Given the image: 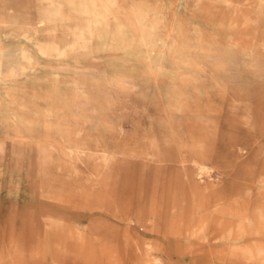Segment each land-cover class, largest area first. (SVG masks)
Segmentation results:
<instances>
[{
  "label": "bare ground",
  "instance_id": "1",
  "mask_svg": "<svg viewBox=\"0 0 264 264\" xmlns=\"http://www.w3.org/2000/svg\"><path fill=\"white\" fill-rule=\"evenodd\" d=\"M200 1L195 0V4L198 5ZM209 1L223 5L224 9L231 13L239 14L243 27L259 21L264 13V0ZM37 2L44 5L39 20L24 12H6L0 5V163L10 152L14 156L22 155L23 148L31 144H36L40 151V166L44 171L58 169L63 174V170L68 168L71 172H78L80 169L77 163L99 159L100 163L90 174L96 178L94 180L109 188L102 194L97 193L94 196L96 201H93L91 195L70 198L64 187L55 185L46 188L47 194L63 205L125 214L126 230L129 232L135 220L131 213L132 202L129 199L119 200L114 194L122 182L117 156L113 150L102 144L94 148L89 146L84 135L87 126L95 123L97 119H100L101 124H107L121 133L124 131V125L121 122L115 123L111 118L115 99L105 91V87L115 89L116 92L139 91L145 88L147 82L127 71L119 70L114 71L111 76L96 73L93 76L82 74L57 79L41 77L39 71L43 60L56 58L60 61L58 72L79 73L81 69L86 71L94 68L81 62L76 66L71 65L68 59L92 54L95 42L107 36L112 38L109 48L134 46V35H129L132 26L140 31L139 42L148 46L150 51L158 53L156 61L161 67L183 66L191 72H198L206 67V59L212 57L216 60V69L224 72V76L234 82L248 85L255 79V74L264 70V66L249 52L248 57L254 63L253 74L239 69V65L244 63L242 51L235 52L232 47L220 49L219 46L208 42L200 32L194 44L182 40L184 29L173 24L167 28L166 13L158 3L150 6L143 0H128L129 7L124 9L123 0ZM121 13L127 15L129 23L120 20ZM78 17L86 18V23L66 28L71 40L62 44L57 39V26L62 27L64 22ZM112 20L118 21L115 28L111 24ZM51 24L53 27L49 38L43 41L40 38V30ZM7 30L23 37L22 39L33 47L23 44L9 47L4 39ZM162 32L166 39L159 37ZM236 46H239L238 43ZM230 71L233 74L227 76ZM217 81L222 82L219 78ZM78 89H83L84 92H75ZM6 101L13 105L12 110L7 113L4 112ZM37 122L46 126L45 133L37 135L32 131L31 126ZM53 124H75L74 130L69 133H73V138L54 137L49 131ZM3 126L11 127L12 132H3ZM147 138L149 148L143 151L144 156L155 162L157 170L155 178L150 182L149 207L145 208L143 224L166 238L174 237L178 242L176 248L181 254L192 252V244L196 243L201 247L221 246L215 251L204 250L212 258L211 262L206 264H219L216 260L228 264H264V195L252 211L250 199L239 194L226 193L223 172L216 170L219 166L209 162L211 149L207 135L191 133L188 141L171 130L167 141L175 143L178 150L176 156L162 146L158 136L150 135ZM9 141L13 142V150L10 152ZM55 153L60 156L57 160L54 158ZM170 165L178 167L179 172H171ZM103 216L96 217L82 232H75V225L64 215L48 214L45 222L48 232L60 248L63 249V243L68 240L76 242L79 239L76 243L85 251H94L99 245L100 251L102 249L113 258L116 248L105 241L106 235L100 230L103 225L114 228L117 226L112 225ZM246 239L251 241L244 243ZM185 241L189 242V247H184L182 242ZM166 249L162 239L151 237L145 243L146 257L142 263L135 264H175ZM133 254L137 256V253ZM11 260L14 261L13 264H20L21 261L17 258L15 262V257ZM115 260L118 263V259Z\"/></svg>",
  "mask_w": 264,
  "mask_h": 264
},
{
  "label": "rangeland",
  "instance_id": "2",
  "mask_svg": "<svg viewBox=\"0 0 264 264\" xmlns=\"http://www.w3.org/2000/svg\"><path fill=\"white\" fill-rule=\"evenodd\" d=\"M143 1L150 6L158 3L163 7L167 17L166 27H171L172 24L181 26L184 29L182 40L194 44L200 32L208 42L219 46L220 49L232 47L235 52L242 51L244 63L239 65V69L252 73L254 63L248 57L249 52H252L264 66V13L259 21L243 27L239 14L231 13L224 9L223 5L212 4L209 0H201L198 5L195 4V0ZM0 5L6 12H24L35 20H39L44 7L37 0H0ZM128 7V0H123L122 8ZM120 20L129 23L124 13L120 14ZM86 21V18L78 17L64 22L62 27L58 25L57 39L62 44L69 42L71 37L66 28L74 27L76 24L84 25ZM117 23L116 20L111 21L114 28ZM52 27L51 24L41 28L39 34L43 41L49 38ZM130 28L129 35H134V46L109 48L112 38L107 36L95 42L92 54L87 53L84 56H76L75 59H68L71 65L76 66L81 62L94 68H87L86 71L81 69L79 73L58 72L60 61L53 58L43 60L39 71L41 77L57 79L82 74L93 76L96 73L111 76L114 71L119 70L127 71L147 82L145 88L139 91L116 92L115 89L105 87V91L115 99L111 118L115 123L121 122L124 131L121 133L107 124H101L100 119H97L95 123L87 126L84 135L89 146L94 148L102 144L113 150L117 156L122 182L114 194L119 200L129 199L132 202L131 213L135 220L130 231L126 230L125 214L63 205L47 194L46 188L55 185L64 187L70 198L91 195L93 201H96L94 196L97 193H104L109 188L94 180L96 178L90 174V171L100 163L99 159L77 163L80 169L78 172H71L68 168L63 170V174L58 169L44 171L40 166L41 155L36 144L25 146L22 155L14 156L10 152L13 150V142L9 141L10 153L0 163V264H13L14 261L11 260L13 257L15 262L17 258L21 259L20 264L142 263L146 257L145 243L151 237L160 238L165 242L166 251L175 264L210 263L212 258L204 250L215 251L221 246L201 247L196 243L192 244L194 248L192 252L181 254L176 248L178 242L174 237L166 238L143 224L145 208L149 207L150 182L155 178L157 170L155 162L147 159L143 152L149 148L147 136L150 135L158 136L162 146L173 156H176L178 150L175 143L167 141L171 130L188 141L191 133L207 135L211 149L209 162L219 166L216 170L223 172L226 193L239 194L250 199L252 211L263 197L264 70L255 74L252 83L246 85L224 76V72L216 69V60L212 57L206 59V67L198 72H191L183 66L161 67L156 61L158 53L150 51L148 46L139 42V30L132 26ZM5 33L4 39L9 47L18 44L33 47L12 31L7 30ZM159 37L166 39L163 32ZM237 43L239 46H236ZM230 74L233 72L230 71L227 76ZM218 78L222 82H218ZM75 92L81 94L84 90L78 89ZM12 108L13 105L6 101L4 112H10ZM74 125L53 124L49 131L54 137L66 136L70 139L73 138V133L71 135L69 133L74 130ZM31 129L40 135L45 133L46 126L37 122ZM2 130L12 132L9 126H3ZM59 157L57 153L54 154L55 160ZM170 166L171 172H179L178 167ZM48 214L66 216L69 222L75 225V232L84 231L96 217L104 215L105 220L117 226L114 228L103 225L100 231L106 235L105 241L116 248L114 257L118 259V263L114 257H109L110 255L102 249L100 251L99 245H96L94 251H85L76 243L79 239L76 242L68 240L63 243V249L60 248L47 230L45 217ZM250 241L251 239H246L244 243ZM182 243L184 247L190 246L189 242ZM133 253H137V256ZM96 256H99L100 260ZM216 261L219 264H228Z\"/></svg>",
  "mask_w": 264,
  "mask_h": 264
}]
</instances>
